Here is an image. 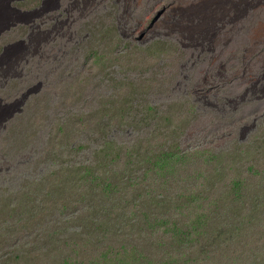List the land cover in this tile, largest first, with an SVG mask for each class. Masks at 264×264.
Segmentation results:
<instances>
[{
  "label": "rangeland",
  "instance_id": "obj_1",
  "mask_svg": "<svg viewBox=\"0 0 264 264\" xmlns=\"http://www.w3.org/2000/svg\"><path fill=\"white\" fill-rule=\"evenodd\" d=\"M87 4L79 7L81 18L71 28H83L79 38L50 42L46 45L50 56L31 61L25 80L19 83L20 89L31 91L26 93L31 97L23 104L24 110L20 107L21 114L0 124V207L8 205L13 210L7 208L12 216L2 225L9 229L0 230V247H8L0 251V264L51 262L46 252L51 247L63 248L69 236L61 227L63 221L76 225L68 212L61 211L58 200L54 199L55 208L47 197L52 184L79 166L83 168L79 176L91 183L93 175L100 173L95 151L105 136L115 143L114 148L137 143L135 149L138 145L140 150L151 136L166 135L168 130L162 131L165 124L159 131L153 122L142 128L144 122L166 115L173 105L178 114L169 138L176 140L193 178L184 184L175 175L155 182L135 180L139 190L131 188V194L138 197L123 199L118 191L127 182L132 186L129 179L124 186L109 189L113 195L109 204L117 206L114 212L125 218L131 211L136 216L147 213L149 223L136 222L141 229L148 227L146 236L156 224L153 218H159V232L167 229V238L174 235L177 242L183 238L204 241V228L209 235L219 232L224 237L223 220L212 225L207 222L217 215L208 214L207 202H203L216 199L213 184L246 182L252 196L250 185L264 173V0H88ZM22 92L12 95V100L24 103ZM123 97L126 107L133 105L139 113L130 109L129 120L125 117L123 121L131 123L132 115L139 116L142 123L137 127H123L119 118L114 119L108 103L112 100L120 107ZM242 150L262 153L248 162L244 155L238 160ZM130 155L136 157L137 151L123 153L118 160ZM221 175L222 182L218 180ZM184 192L197 196L196 202L181 208L172 205ZM202 215L204 219L195 218ZM164 220L168 221L165 227ZM136 223L123 237L128 244L132 238L135 244L124 252L116 244L122 236L104 233L121 256L130 254L140 242L133 232ZM84 229L77 236L81 245L73 242V247L75 255L82 254L88 264L108 241L98 247L97 236ZM197 248L192 249L196 252ZM203 249L216 253L214 248ZM51 263L62 264V258L57 256Z\"/></svg>",
  "mask_w": 264,
  "mask_h": 264
},
{
  "label": "trees",
  "instance_id": "obj_2",
  "mask_svg": "<svg viewBox=\"0 0 264 264\" xmlns=\"http://www.w3.org/2000/svg\"><path fill=\"white\" fill-rule=\"evenodd\" d=\"M108 104L110 105L109 108L114 109V119L115 117L119 118L123 127H128L127 125L130 127L135 125L133 127H137V125L142 123L138 121L139 116L132 115V120H130L132 124L130 122H126L127 124H125L123 120L129 115L130 109L131 113H138V111L133 109V105L129 106L130 108L128 109L124 97L119 98L120 107H116L117 103L112 100ZM148 109L151 110V108ZM168 110L165 113L166 115L158 116V110L155 109L154 111L156 112L154 114L158 117L148 121V123L144 122L145 126L142 129L148 127L149 124L152 126L153 122L157 131L164 124L165 127L162 131L165 132L168 130L166 135L161 132V136H157L156 134L155 137L151 136L152 138L147 140L148 145L146 148H140L139 150L137 145V149H135L137 143H132L127 146L121 145L114 148L115 143L107 140L105 136L100 144V149L95 151L96 162H98L99 168L103 169H100L99 174L96 173L93 175L94 178L90 181L91 183H88V178L79 176L80 171L83 170L82 166H79L80 168L74 167L72 170H69L68 176L65 179L59 180L56 184H52L51 192L46 194L47 197H51V201H54V199L58 200L61 205V211L65 215L68 212L72 221L83 228H79L81 230H78L76 225L71 223L70 226L66 224L68 223L67 221L66 223L63 221L61 227H64L65 231L69 233V236L63 248L54 249L51 247L46 252V256L51 258V262L57 261V256H59L62 258V264H85V259L82 254L78 253L79 255H75L73 242L81 245L77 236L86 227L88 230L90 229L88 235L93 237L97 236L96 246L99 247L100 244L105 242L104 240L108 241L105 245H101V247L105 248L100 255L96 259L88 261V264H264V173L255 180V185H250V188L253 190L252 196L249 195L246 182H234L233 186H229L228 183L222 185L218 181L214 184L210 181L214 186L213 192L217 197L212 203L206 201L207 199L203 202L204 204L207 202L205 205L207 209L205 211L208 214L217 215L209 217L207 222L210 220V224L212 225V223L217 224L219 220H223L222 223H224V226H222L221 231H223L224 237H221L219 232L209 235L204 228V241L197 238L186 240L180 234H177L183 238L182 242H177L174 235L172 238H167L169 237L166 233L167 229H161L163 233L159 232V228L156 227L159 218H153L152 223L156 224L151 228L150 234L146 236L145 232L148 227L141 229V225L139 226L136 223L137 221L149 223L148 215L145 211L140 216H136L135 213L131 214V211L128 217L130 219L129 222L126 221L128 218H125V216L122 217L116 211L114 212L117 206L115 207L109 204V199H113V195L109 189L113 185L119 187L120 184H123L124 186L125 181L128 179L132 186L127 182L126 187L118 191V195H121L122 199L126 197H138L134 193L131 194L133 192L131 188L135 189V191L139 190V187L134 183L135 180L155 182L160 179H171L175 175L176 180L184 184L189 183L188 181L193 178L191 168L186 163L185 155L178 150L176 140L169 138V135L173 133L170 131V129H173L172 121L178 114V111L175 105L169 107ZM151 115L153 116V114ZM127 118L129 120V117ZM165 136L167 137L163 139ZM113 150H117L114 157ZM135 150L137 151L136 157L133 158V155H130L126 156L122 161L118 160L123 153H133ZM260 153L258 150H242L238 160H242V155H244L248 162H253L254 158ZM113 163L116 164L112 168ZM136 164L140 165L136 166ZM75 177L77 178L75 179ZM218 180L222 182L223 175L219 176ZM215 186H217L216 189ZM217 188L220 190H217ZM216 192L219 193L216 194ZM184 193L176 196L175 203L169 200L171 204L181 208L188 207V205L191 206L196 202L197 196L194 198L192 193L187 192L186 194L188 196L184 197ZM57 195L61 198L58 199ZM57 204V201H54L52 205L56 208ZM155 206L157 205L155 204ZM8 207L10 206L7 205ZM7 208L6 205L0 207V218H3L0 223V230L4 232L9 228L3 227L2 225L5 220L7 221V218L12 216ZM26 213L28 214L29 211L26 210ZM204 215L195 218L204 219ZM158 216L164 215L159 214ZM184 221L186 220L184 219ZM81 222L86 223V225L81 224ZM191 222H199V220H191ZM135 223L136 226L133 232L140 239V242L136 244L137 248L133 247L134 249H131L130 254L127 253L125 257L121 256L116 246L119 245L124 252L126 248L128 249L129 244H135L132 238L129 239V244L123 238L129 234L128 232L131 231ZM167 224L168 221L164 220L162 226L165 227ZM197 226L201 227L200 225ZM127 228L129 231L126 232L125 230ZM104 233L107 236L110 234L115 237L117 234L119 237L122 236V239H120L121 242L116 243L117 245L115 243L111 244V240ZM159 233L161 235L158 237ZM91 240L93 239L91 238ZM196 245L198 248L195 252ZM203 247L214 248V252L216 253H209ZM7 248L6 246H2L0 247V251L3 252ZM51 262L49 260L47 262L42 261L41 264H52Z\"/></svg>",
  "mask_w": 264,
  "mask_h": 264
},
{
  "label": "bare ground",
  "instance_id": "obj_3",
  "mask_svg": "<svg viewBox=\"0 0 264 264\" xmlns=\"http://www.w3.org/2000/svg\"><path fill=\"white\" fill-rule=\"evenodd\" d=\"M87 3L88 0H70V1L69 0L68 1L67 0H0V124L1 125L3 123H8L9 121L14 120L16 114L19 113L21 114L20 111H22L23 109L22 107L23 104L25 106V102H27L26 100L28 99V97H31L30 95H27L30 94L31 91L26 92V90L24 91L19 88V83L22 82V79H24L25 76V69H27L26 68L27 66L30 67L31 61L35 60L37 57L41 59L42 58L46 59L47 56H50V50H48L46 46L50 42L57 41L58 39L62 40L64 38L68 39L69 42L72 39L79 38V33L83 30V28H76V29H71V28L78 21V19L81 18V16L79 15V7L81 5L85 7L88 5ZM96 5L98 6V4ZM244 8H246V6ZM44 65L45 64H43V68ZM48 66H46V68ZM260 67L262 68V66ZM31 76L33 77V75ZM31 76L29 78H31ZM21 92L23 93L22 96L24 98V103H19L18 100H16V98L12 100L13 98L12 95L15 94V96L17 97L18 94H20ZM2 93H6V96H2ZM25 95H27V97ZM20 107H22V109Z\"/></svg>",
  "mask_w": 264,
  "mask_h": 264
}]
</instances>
